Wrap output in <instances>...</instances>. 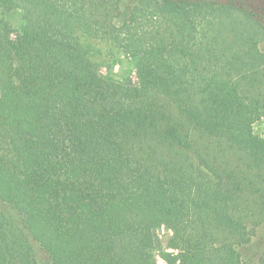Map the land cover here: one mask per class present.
<instances>
[{
  "label": "trees",
  "instance_id": "obj_1",
  "mask_svg": "<svg viewBox=\"0 0 264 264\" xmlns=\"http://www.w3.org/2000/svg\"><path fill=\"white\" fill-rule=\"evenodd\" d=\"M262 42L246 0H0V264H264Z\"/></svg>",
  "mask_w": 264,
  "mask_h": 264
},
{
  "label": "rangeland",
  "instance_id": "obj_2",
  "mask_svg": "<svg viewBox=\"0 0 264 264\" xmlns=\"http://www.w3.org/2000/svg\"><path fill=\"white\" fill-rule=\"evenodd\" d=\"M249 8L257 15L259 18L264 19V0H246ZM7 19L10 20V23L14 30H16L20 25V17L17 13H12L7 16ZM261 51L264 52V42L260 44ZM114 54V53H113ZM110 61L102 62L103 66L100 69V72L112 78L116 81H121L127 75L131 76V81L137 84L136 75L134 74V60L122 53L114 54V63L112 65L106 66L110 64ZM255 134L264 138V119H261L254 126ZM167 238V232L165 229H157L154 232V244H155V257L158 264H174L177 260V251L172 250L167 247L165 244ZM264 241V225L257 232V240L255 243H260ZM253 253V252H251Z\"/></svg>",
  "mask_w": 264,
  "mask_h": 264
}]
</instances>
